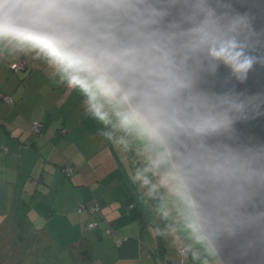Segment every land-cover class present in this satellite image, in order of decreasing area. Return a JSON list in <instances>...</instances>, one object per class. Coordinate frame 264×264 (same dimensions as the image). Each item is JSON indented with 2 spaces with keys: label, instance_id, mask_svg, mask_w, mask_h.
Listing matches in <instances>:
<instances>
[{
  "label": "clouds",
  "instance_id": "9594fccd",
  "mask_svg": "<svg viewBox=\"0 0 264 264\" xmlns=\"http://www.w3.org/2000/svg\"><path fill=\"white\" fill-rule=\"evenodd\" d=\"M256 0H0V40L105 103L160 236L264 264V13ZM264 5V0H260ZM258 20L260 21L258 25ZM257 91L238 86L256 72Z\"/></svg>",
  "mask_w": 264,
  "mask_h": 264
},
{
  "label": "rangeland",
  "instance_id": "374dc122",
  "mask_svg": "<svg viewBox=\"0 0 264 264\" xmlns=\"http://www.w3.org/2000/svg\"><path fill=\"white\" fill-rule=\"evenodd\" d=\"M12 61H18V64L23 61L21 62L23 68L27 66L25 64L29 65V70L27 73L25 72L29 76L24 81L20 79V76L22 77L24 74L17 77L13 73L14 71L10 70ZM12 79L15 82L17 80L19 85L25 82L24 87L21 86V89L18 87L16 98L20 97V99L19 102H15L18 105L21 118L25 117L27 121L32 119L31 121L40 122L41 125L48 122L51 146L57 148L56 153L59 152L61 138H70L76 144L74 148L70 149L68 155L72 154L79 159L88 160L84 164V169L90 176L91 183L94 182L91 186L98 187L97 181L100 179L104 181L102 185L106 187L120 182V185L130 191L131 201L129 200L130 196L124 198L120 195V213L115 206V210L104 212V216L107 218L104 220V216H101L98 211L90 219L94 221L91 224L95 228H89L90 224H81L79 233L74 231L66 233V236L69 237L67 240L46 242L41 239L34 243L25 241L28 253L24 254L25 251L22 252L21 247V253L16 250L17 254L14 256H9L0 248V264H181V258L183 264H200L199 252L193 251L191 255L181 257L178 251L179 237L168 233L158 236L153 226L148 222L151 219L154 226L160 229L165 227L161 224L159 217L153 213L151 205L144 196L143 185L138 182L136 160L118 142L103 100L94 96L89 98L79 88L64 82L52 68L49 56L40 50L28 47L16 48L0 40V88L3 91L0 92V109L10 108L8 104L2 102L1 97L12 96L11 98H13L17 87L11 83ZM48 106L50 108L45 112L44 110ZM64 122L68 126L64 128L65 133H62ZM123 169L126 170L134 187L125 177L126 174H123ZM118 177L119 179H117ZM138 198L141 202L144 201L145 209L139 205ZM96 207L95 204L91 205L87 212L92 213ZM84 209L85 207H83ZM126 213L128 214L126 215ZM99 225H104L103 234L105 236L102 240L95 238L89 240L90 246L93 248V258L80 255V246L86 244L85 240V242L79 241L81 233L85 229L86 231L97 230L99 232ZM110 226L116 235V240L109 237L112 235L108 230ZM118 241L120 244H115ZM122 244L124 245L121 246ZM64 245L67 247L65 250L63 249V254H57V250L53 247L62 248ZM13 246L17 248L16 244ZM125 248L126 251L123 250ZM161 256H165V258Z\"/></svg>",
  "mask_w": 264,
  "mask_h": 264
},
{
  "label": "crops",
  "instance_id": "0c3cea01",
  "mask_svg": "<svg viewBox=\"0 0 264 264\" xmlns=\"http://www.w3.org/2000/svg\"><path fill=\"white\" fill-rule=\"evenodd\" d=\"M12 62V65L18 64V61ZM25 66L23 73H14L11 68L10 70L17 77L24 74L20 76V79L24 81L29 76L25 74L29 70V65L25 64ZM11 83L17 87L12 98L14 104L9 106L11 109L4 107L0 109V248L9 256H14L17 254L16 250L20 253L21 251H25L24 254L28 253L25 241L34 243L43 239L46 242H57L69 239L66 233L70 231L79 233L81 224L87 225L94 222L90 219L98 211L101 216H104L105 211H113L116 206L120 213L119 196L124 198L130 196L131 201V193L120 185V182L106 187L102 185L104 181L100 179L97 181V186L100 188L91 186L94 182L91 183L90 176L84 169V164L88 160L79 159L70 153L72 157L68 155L70 149L76 144L70 138H61L59 152L56 153L57 148L51 146L48 122L42 123L39 135H34L32 132L30 134L31 127L40 122L21 118L15 102H19L20 99V97L16 98L18 87L19 89L21 86L24 87L25 82L21 83L22 85H19L17 80ZM0 92H3L2 88ZM31 93L33 94V91ZM49 108L50 106L44 108V111L47 112ZM67 126L68 124L64 122L62 133H65L64 128ZM96 163L99 164V162ZM122 172L126 174L125 169ZM125 177L130 179L127 174ZM93 204L98 207H96L97 210L94 208L92 213L87 212ZM80 205H83L86 210L80 211ZM131 206L133 207V204ZM104 220H107L105 216ZM159 220L164 226L167 223L161 217ZM152 223L154 224L153 220L150 225L157 232L160 228ZM114 226L117 228L116 225ZM98 228L99 232L85 229L81 233L79 241L85 240L86 244L80 246L81 250L78 248L80 255L93 258V248L89 240L92 238L102 240L105 236L104 225H99ZM111 228L112 226L108 228L112 233L109 237L114 240L116 235ZM13 244H16L17 248H14ZM66 247L67 245L62 248H53L57 250V254H63Z\"/></svg>",
  "mask_w": 264,
  "mask_h": 264
},
{
  "label": "water",
  "instance_id": "95a60500",
  "mask_svg": "<svg viewBox=\"0 0 264 264\" xmlns=\"http://www.w3.org/2000/svg\"><path fill=\"white\" fill-rule=\"evenodd\" d=\"M251 7H253L255 13H257L258 15L261 13H264V5H261L260 0H256L255 4L252 5ZM257 23L259 25L260 21L258 20ZM258 71H259V69H257L256 72L250 73L248 81L242 85H239L238 87L241 90H249V91L259 90V86L254 83V79H255Z\"/></svg>",
  "mask_w": 264,
  "mask_h": 264
},
{
  "label": "built area",
  "instance_id": "2783aa9c",
  "mask_svg": "<svg viewBox=\"0 0 264 264\" xmlns=\"http://www.w3.org/2000/svg\"><path fill=\"white\" fill-rule=\"evenodd\" d=\"M10 68L14 71V72H18V71H22L23 70V64L22 63H19V64H14V65H11ZM3 101L6 103V104H11L12 103V99L10 97H4L3 98ZM41 124L40 123H35L34 126L32 127V131L34 134H40V130H41ZM83 209V206H80L79 207V210L81 211ZM89 228H95L94 225L90 224L89 225ZM115 244H120V242L118 241L117 243ZM180 254V253H179ZM181 264H183V260H181Z\"/></svg>",
  "mask_w": 264,
  "mask_h": 264
},
{
  "label": "trees",
  "instance_id": "16d2710c",
  "mask_svg": "<svg viewBox=\"0 0 264 264\" xmlns=\"http://www.w3.org/2000/svg\"><path fill=\"white\" fill-rule=\"evenodd\" d=\"M25 68H23V70H24ZM12 70V69H11ZM18 72H20V71H18ZM17 72V73H18ZM14 73H16V72H14ZM4 97H6V96H3V97H1V100H2V102H4L3 101V98ZM11 98V97H10ZM12 99V98H11ZM5 103V102H4ZM6 104V103H5ZM14 103H13V99H12V103L11 104H8L9 106H12ZM32 131V130H31ZM33 133V132H32ZM129 180V182L132 184V186L134 187V185H133V183H132V181L130 180V179H128ZM138 203H139V205L143 208V209H145V207H144V201L142 200V202H141V200L138 198ZM80 206H83V205H80ZM84 207V206H83ZM160 217V216H159ZM162 218V217H161ZM149 220V219H148ZM150 224H151V220H149L148 221ZM111 232V231H110ZM184 263V262H183Z\"/></svg>",
  "mask_w": 264,
  "mask_h": 264
}]
</instances>
